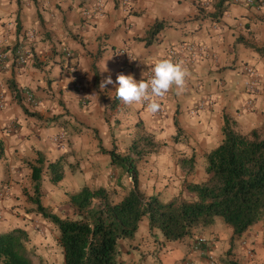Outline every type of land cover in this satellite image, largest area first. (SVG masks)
I'll return each mask as SVG.
<instances>
[{
    "label": "crops",
    "instance_id": "crops-1",
    "mask_svg": "<svg viewBox=\"0 0 264 264\" xmlns=\"http://www.w3.org/2000/svg\"><path fill=\"white\" fill-rule=\"evenodd\" d=\"M213 2L0 0V95L4 98L0 139L14 135L21 155L31 159L37 151L49 161L62 158L66 165L61 181L71 180L77 185L74 191L83 186L118 188L123 197L132 187L131 177L99 152L98 138L105 149L114 146L128 154L142 129L152 130L163 142L155 150L165 169L159 176L152 167L154 172L144 176L140 166L147 157L140 158L139 189L165 201L178 195L195 198L185 187L190 175L179 158L194 153L198 161L199 151L215 148L222 139L224 115L253 126L264 113V57L244 44L264 46V0L255 6L227 0L221 11ZM155 23L157 31L148 35ZM171 47L182 52L172 57ZM186 47H193V56ZM18 48L27 55L23 63ZM119 49L128 50L131 60H116ZM162 58L181 62L187 69L183 90L177 94L173 85L157 99L162 114L141 103L115 101L114 84L99 87L109 75L115 81L118 73L143 80L145 68ZM245 63L259 73L253 92L245 88ZM26 91L33 94L34 102H27ZM249 99L254 109L246 112ZM200 100L205 108L190 114ZM13 122L16 131L7 134ZM178 130L184 137L175 140ZM66 135L71 145L64 141ZM73 161L78 166L69 172ZM166 167L171 177H164ZM111 170L115 175L109 179ZM221 219L215 217L212 223L197 225L185 237L170 241L143 217L132 238L119 240L115 264H212L208 256L218 264L230 260L264 264V216L241 235H233L232 227ZM197 237L206 244L197 246Z\"/></svg>",
    "mask_w": 264,
    "mask_h": 264
},
{
    "label": "trees",
    "instance_id": "trees-1",
    "mask_svg": "<svg viewBox=\"0 0 264 264\" xmlns=\"http://www.w3.org/2000/svg\"><path fill=\"white\" fill-rule=\"evenodd\" d=\"M224 1L227 0L216 4V11H221ZM157 26L155 23L148 35H153ZM244 44L264 57V46ZM221 133L220 143L206 154L207 179L185 181L186 189L195 198L188 200L178 195L166 201L139 189L136 161L156 147L151 137L142 134L132 141L131 150L136 159L130 153L117 152L114 146L105 149L98 138L99 152L108 155L111 165L126 171L132 187L117 202L110 199L105 187H81L69 194L75 218L61 217L42 203L43 175L48 173L52 183L62 180L64 162L62 158L49 161L37 151L34 161H26L33 189L28 199L36 212L57 228L63 264H115L119 240L132 238L143 217L148 218L151 229H159L170 241L185 237L197 225L212 223L215 217L230 225L233 235H241L259 221L264 216V122L262 131L252 128L243 133L224 115ZM3 154L0 144V156ZM3 185L0 174V188ZM28 243L29 236L23 228L0 232V264H33ZM228 264L238 263L230 260Z\"/></svg>",
    "mask_w": 264,
    "mask_h": 264
},
{
    "label": "rangeland",
    "instance_id": "rangeland-1",
    "mask_svg": "<svg viewBox=\"0 0 264 264\" xmlns=\"http://www.w3.org/2000/svg\"><path fill=\"white\" fill-rule=\"evenodd\" d=\"M214 4H216V0H214V2L212 3L213 6H215ZM246 66H251L256 72V78L259 77V73L255 69V67L245 63V65L243 66V73L245 74V79L249 78L247 72L244 70ZM219 83L222 84L221 81ZM244 84L245 88L248 89L249 92H253L256 89L255 86H253L252 88L246 85V83ZM157 99L160 98H156L155 101H157ZM202 101L203 100L197 102L189 110V113L195 114L196 112L192 113L191 111L193 109H199ZM205 106H203L202 109H204ZM253 109V100L249 99L248 102L245 103V111L250 112L253 111ZM236 111L238 112L239 109H236ZM158 113L162 114L163 108H160L158 110ZM229 119L231 121L232 126L239 132L246 133L252 128H257L259 129V131H262L264 113H261L260 116L254 120V123L252 124L253 126H250L251 124L245 122L244 120H235L230 116ZM14 124L15 123L13 122L7 128V134L15 133L16 125ZM182 133L183 132H180V130L176 131V135L174 136L175 140L179 139V137L183 138L184 135ZM142 134L147 135L149 138L151 137L153 142L157 144L156 147L163 143L155 138L154 131H150L148 129H142V133L133 140H138ZM13 137L14 135H8L5 140H3L2 138L0 139V144L2 145V148L4 150L3 156H0V174H2L4 181V185L0 188V232L7 231L14 227L23 228L24 230H26L29 236L28 248L30 249L29 253L33 264H63L62 249L58 244L57 239V228L51 222L44 219L39 213H37L35 210V205L32 204L28 199V195L32 193L33 189L32 181L30 179V169L26 165V161H34V159H31L28 154L21 155V152L18 149L19 146L15 144ZM94 137L97 138L96 134H94ZM64 139L67 144L71 145L68 135H66ZM215 141H217V138L215 139ZM155 148H153V150L149 152L144 153L142 156V158L144 159L145 157H147L146 161H144V163H142V165L140 166L141 170L144 172V176H149L150 173L154 172L152 167H156L159 176L161 175V171L165 169L164 166H160V152H158V150H155ZM129 152L131 156L136 159V155L132 152L131 147ZM206 154L207 153L203 150L199 151L198 161L194 159V153L179 158L180 162L183 160V164L185 165L184 167L187 170V173H189L190 175L189 182H194L193 180L201 182L207 179L208 174L205 171ZM190 158L192 160L191 162H188L187 160H189ZM140 160L136 161V166ZM63 164L64 166L66 165L65 162ZM77 166L78 162L73 161V165L69 166V172L74 171ZM118 169L119 172L123 171L120 168ZM166 169L168 171H166L167 173H165L164 177H171L172 172H169L170 167H166ZM117 172L118 171H116V173ZM113 175H115V173L113 174V170H111V172H109V174L107 175V178H109L110 176V178H113ZM195 175H197V179H194ZM76 188L77 185H72L71 180L68 182L60 180L57 183H52L49 180L48 173L45 172L41 182L42 203L50 211L60 215L61 217L75 218L76 214L69 201V194L76 192L74 191V189ZM107 189L109 197L112 201L117 202L121 199V189ZM181 197L188 200L193 199L190 197ZM208 257L212 264H218L217 259H214L212 256Z\"/></svg>",
    "mask_w": 264,
    "mask_h": 264
},
{
    "label": "clouds",
    "instance_id": "clouds-1",
    "mask_svg": "<svg viewBox=\"0 0 264 264\" xmlns=\"http://www.w3.org/2000/svg\"><path fill=\"white\" fill-rule=\"evenodd\" d=\"M186 76L187 69L181 62L162 58L154 64L152 78L146 82L136 80L131 74L118 73L115 81L109 75L99 87L103 89L108 84H114L118 99L125 104L140 103L151 100L152 96L163 97L173 85L179 94L184 88ZM148 108L155 113L160 109V104L151 100Z\"/></svg>",
    "mask_w": 264,
    "mask_h": 264
},
{
    "label": "built area",
    "instance_id": "built-area-1",
    "mask_svg": "<svg viewBox=\"0 0 264 264\" xmlns=\"http://www.w3.org/2000/svg\"><path fill=\"white\" fill-rule=\"evenodd\" d=\"M230 1L234 4H241V5H246V6H255V5L261 4V2H263V0H230ZM99 8H100V6H97V8H96L97 9L96 10L97 15H99V13L101 12V10ZM185 49H187L189 51V53L194 51L193 47H186ZM168 52H169L170 56L173 57V56L179 55L180 52H182V51H179L176 48L171 47L168 49ZM20 53H21V49L18 48L17 49L18 60L20 63H23L25 61V58L27 55L20 54ZM197 53H198V50H197L196 54ZM190 54L193 56V53H190ZM65 55H66V57H71L70 52H65ZM114 58L118 61H122V60L130 61L131 60V54L126 49H119L114 53ZM244 70L247 72V74L249 76V78L247 79V81L245 83L249 87L253 88V86L255 84L254 79L256 78V72L251 66H246L244 68ZM152 75H153V65H150V66L145 68L144 75H143V81L146 82V81L150 80L152 78ZM25 98H26L27 102H29V103H32L35 100V98L33 97V94L30 91L25 92ZM156 98H160V97L152 96L151 100H156ZM151 100L142 101L141 105L148 106L149 103L151 102ZM203 106H205V102L202 101L199 109H202ZM3 107H4V98L2 95H0V109ZM199 109H193L191 112L195 113ZM195 244L197 246H203L204 244H206V241L203 237H197L195 239Z\"/></svg>",
    "mask_w": 264,
    "mask_h": 264
}]
</instances>
